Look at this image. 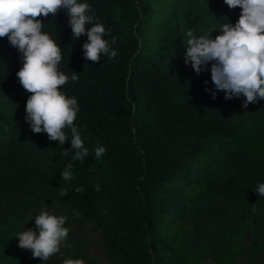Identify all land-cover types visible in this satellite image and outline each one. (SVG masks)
<instances>
[{
  "label": "trees",
  "instance_id": "16d2710c",
  "mask_svg": "<svg viewBox=\"0 0 264 264\" xmlns=\"http://www.w3.org/2000/svg\"><path fill=\"white\" fill-rule=\"evenodd\" d=\"M87 2L111 28L115 57L86 60L87 37H72L66 12L35 18L60 44L59 70L79 74L58 86L77 98L73 123L89 150L68 181L60 173L70 142L31 131L30 93L15 75L21 55L0 38V264H42L15 235L47 202L94 223L111 264H260L264 196L254 191L264 182V100L242 108L243 96L213 98L210 71L197 75L183 62L189 29L204 34L205 19L216 29L234 24L241 10L223 0ZM62 131L70 140V128Z\"/></svg>",
  "mask_w": 264,
  "mask_h": 264
},
{
  "label": "clouds",
  "instance_id": "9594fccd",
  "mask_svg": "<svg viewBox=\"0 0 264 264\" xmlns=\"http://www.w3.org/2000/svg\"><path fill=\"white\" fill-rule=\"evenodd\" d=\"M229 9L239 7L240 14L233 24L227 21L218 29H210L204 34H194L189 29L184 45L183 61L199 75L206 68L210 71L213 89L205 91L215 98L216 92L223 90L225 99L241 96V107L249 103L264 100V0H223ZM67 13L68 25L72 37L86 35L82 44L86 60L96 62L101 55L115 57L117 51L111 47V40L105 37L111 28L91 11L87 0H0V38L7 37L9 44L21 55L22 66L15 73L19 84L30 95L25 102L24 120L33 133H46L50 141L64 145L66 139L70 147L63 148L62 154L68 158L60 175L68 181L72 177L73 162L85 160L88 148L84 146L81 134L73 123L79 105L77 98L67 96L58 86L69 79L76 81L79 74L70 71L71 75L60 71L58 65L62 59L61 47L36 17ZM218 32L215 37L211 35ZM68 126L71 131L69 140L62 129ZM99 158L104 152L103 145L94 149ZM70 153V155H69ZM97 190L99 186L97 185ZM75 191H82L77 187ZM264 196V182H257L255 191ZM61 196L64 192L61 191ZM74 214H78L75 213ZM65 215H55L42 209L34 217L35 230L28 228L15 235L18 247L31 250L33 258L45 261L51 254L58 253L68 234L65 227ZM62 264H84L82 259L66 258Z\"/></svg>",
  "mask_w": 264,
  "mask_h": 264
},
{
  "label": "rangeland",
  "instance_id": "374dc122",
  "mask_svg": "<svg viewBox=\"0 0 264 264\" xmlns=\"http://www.w3.org/2000/svg\"><path fill=\"white\" fill-rule=\"evenodd\" d=\"M205 22L207 30L215 28V25H213L208 19H205ZM187 66L191 68L190 64ZM205 70H207V68ZM42 209L49 210L55 215H65L67 219L64 226L68 228L67 237L62 242L60 251L51 254L47 260L42 262V264H62V261L66 258H79L84 261V264H111L105 253L101 234L95 228L94 223L90 221H82L80 219L73 220L56 202H47L43 206L37 208L32 218L28 220L26 229L33 228L35 230L34 217ZM261 241L262 249L259 253L258 259L260 264H264V237ZM243 242L245 246L249 244L247 236L244 237ZM203 264H214V261L211 257H208ZM238 264L250 263L245 257H243L239 260Z\"/></svg>",
  "mask_w": 264,
  "mask_h": 264
}]
</instances>
